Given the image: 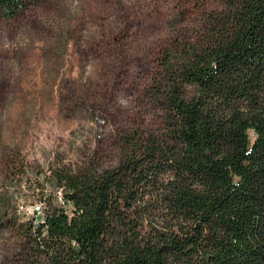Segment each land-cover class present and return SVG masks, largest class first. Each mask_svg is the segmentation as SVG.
Masks as SVG:
<instances>
[{
    "label": "trees",
    "instance_id": "1",
    "mask_svg": "<svg viewBox=\"0 0 264 264\" xmlns=\"http://www.w3.org/2000/svg\"><path fill=\"white\" fill-rule=\"evenodd\" d=\"M42 1L0 0V25ZM220 2L164 51L158 120L118 127L106 161L60 157L38 186L45 222L1 205L16 264H264V0Z\"/></svg>",
    "mask_w": 264,
    "mask_h": 264
},
{
    "label": "rangeland",
    "instance_id": "2",
    "mask_svg": "<svg viewBox=\"0 0 264 264\" xmlns=\"http://www.w3.org/2000/svg\"><path fill=\"white\" fill-rule=\"evenodd\" d=\"M220 3L44 0L3 22L0 210L9 201L8 218L26 219L60 157L73 166L96 152L105 159L118 127L158 120L148 89L164 51L201 38ZM19 248L14 226L0 225V264H16Z\"/></svg>",
    "mask_w": 264,
    "mask_h": 264
},
{
    "label": "built area",
    "instance_id": "3",
    "mask_svg": "<svg viewBox=\"0 0 264 264\" xmlns=\"http://www.w3.org/2000/svg\"><path fill=\"white\" fill-rule=\"evenodd\" d=\"M102 122H104V120H102ZM57 195V200L61 205H66L64 199H63V195H62V191L61 192H56ZM44 202L40 201L37 202L33 205H31V207H29L27 209V216H31L35 218V222H45V213H44Z\"/></svg>",
    "mask_w": 264,
    "mask_h": 264
},
{
    "label": "bare ground",
    "instance_id": "4",
    "mask_svg": "<svg viewBox=\"0 0 264 264\" xmlns=\"http://www.w3.org/2000/svg\"><path fill=\"white\" fill-rule=\"evenodd\" d=\"M61 191H62V188L61 189L58 188L56 192H61Z\"/></svg>",
    "mask_w": 264,
    "mask_h": 264
}]
</instances>
